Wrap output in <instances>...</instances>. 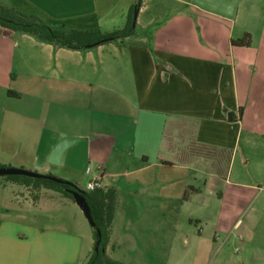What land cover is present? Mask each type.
I'll list each match as a JSON object with an SVG mask.
<instances>
[{
    "label": "crops",
    "instance_id": "obj_1",
    "mask_svg": "<svg viewBox=\"0 0 264 264\" xmlns=\"http://www.w3.org/2000/svg\"><path fill=\"white\" fill-rule=\"evenodd\" d=\"M17 1L108 33L130 23L137 0ZM246 33L249 46L232 44ZM0 101V165L116 189L111 257L112 243H142L145 217L174 208L198 224L184 241L219 243L214 256L241 244L215 264H264V0H144L133 35L88 50L0 34ZM64 139L76 141L53 163ZM1 199L0 264H86L93 229L75 201L6 176ZM30 204L71 206L76 221L40 226L23 214Z\"/></svg>",
    "mask_w": 264,
    "mask_h": 264
},
{
    "label": "trees",
    "instance_id": "obj_2",
    "mask_svg": "<svg viewBox=\"0 0 264 264\" xmlns=\"http://www.w3.org/2000/svg\"><path fill=\"white\" fill-rule=\"evenodd\" d=\"M143 1L144 0H137L132 7L130 23L127 26L109 33H102L98 29L68 28L63 24L49 22L40 15L23 11L12 5L0 3V34H28L34 36L39 41L54 44L58 47H66L74 50H88L110 42H121L125 38L133 35L135 33V27L132 25L133 13L135 9L139 10ZM231 42L233 45L249 46L251 44V34L246 33L241 38L232 39ZM9 94L16 93L9 91ZM241 113L242 109H240V114ZM229 117L232 118V115L230 114ZM1 166L2 165H0V167ZM6 177L23 181L26 184H32L38 188L45 187L59 191L73 200L74 197L70 190L78 189L82 191L91 207L92 215L96 223V225L92 227L94 249L86 264H125L123 261L111 257L107 252L111 226L116 209L115 188H97L93 191H87L80 188L77 184L60 177L61 182L21 175H6ZM194 190V188L190 187L188 191H186L184 198H187ZM97 242H99V246L96 249L95 246Z\"/></svg>",
    "mask_w": 264,
    "mask_h": 264
},
{
    "label": "rangeland",
    "instance_id": "obj_3",
    "mask_svg": "<svg viewBox=\"0 0 264 264\" xmlns=\"http://www.w3.org/2000/svg\"><path fill=\"white\" fill-rule=\"evenodd\" d=\"M0 3L6 5L12 3L15 4V6H18V9L29 13L41 15V12L37 9L35 10L30 7L27 8L28 6H24L21 2L17 0H0ZM109 9L111 10L112 8H107V10ZM108 17H112L110 19L116 18L114 14H108ZM45 20L49 21L48 19ZM119 26L120 25L117 21H114L113 23L109 22V25L108 23L104 24V28H109V30H111L109 32L121 29ZM0 103L2 104V101H0ZM81 187H84V190H86V185L84 186L83 184L81 185ZM42 188L45 187H40L39 189ZM31 191L32 192L28 193V196L32 200H35L36 197L34 196V194L37 193L39 190L33 188V190ZM47 193L48 192H45V195H41L44 199V202H53L50 198H52L53 200H55L56 198L49 196ZM41 196L39 194V197ZM69 199H71V201H74L70 197ZM3 201L1 199L0 204L5 203ZM13 207H15V205ZM23 212V214H26L29 219H32L33 221L37 222V224H39L40 226L46 225L53 227L61 226V224H63L67 228H69V224L70 226H72L73 224H71V222L73 223L74 221H76V215L72 210L71 206L56 205L46 207L44 205L33 206L30 204L24 206ZM82 215L84 219H87L85 218L86 216L83 213ZM166 217V220L161 222L157 221L153 216L149 218L145 217V225L143 227H145L146 229L141 228L143 232L145 231L143 233L144 237L141 238L142 243H133L132 240L129 239H124L123 243H112L115 248L114 251H111L112 256L119 258L126 264H213V262L215 264V262H217L223 256L224 259H232L241 256L243 252V248L240 243H227L224 255L214 256V250L219 243H191L192 241H184V237L182 236L183 233V235L187 233L190 237L193 238L197 236L196 226H198V224L196 222H193L191 223L193 227H189L188 218L190 216L187 215V212H179L178 209L171 208L167 213ZM162 227L164 231L162 230ZM194 227L196 230H194ZM160 228L162 233L160 231L159 235L158 230ZM212 232L213 231L210 230L208 234H210L211 236ZM154 240H158L159 242L156 241V243H153ZM259 243L264 246V239L261 238L257 240V244ZM86 248H88V245L86 246ZM93 249L94 243L91 246L89 253L90 255ZM198 250L201 251L202 256L199 261L197 259L195 260V254H197Z\"/></svg>",
    "mask_w": 264,
    "mask_h": 264
},
{
    "label": "water",
    "instance_id": "obj_4",
    "mask_svg": "<svg viewBox=\"0 0 264 264\" xmlns=\"http://www.w3.org/2000/svg\"><path fill=\"white\" fill-rule=\"evenodd\" d=\"M137 17H138V10H134V15H133V22L132 25L133 27L136 26L137 22ZM76 141V139H64L58 145L54 148V151L50 157V161L53 163H61L62 158L64 155V152L66 149ZM6 175H21V176H28L32 178H45V179H50L56 182H61V179L58 176L55 175H50V174H44L40 173L37 171L33 170H28L25 168H20V167H8V166H1L0 167V176H6ZM70 192L73 194L74 200L76 204L80 207V209L83 211L84 215L86 216L88 222L92 227L96 225L91 207L87 201L86 196L82 193L80 190H70ZM100 233V231H99ZM99 246V242L96 243V249Z\"/></svg>",
    "mask_w": 264,
    "mask_h": 264
},
{
    "label": "built area",
    "instance_id": "obj_5",
    "mask_svg": "<svg viewBox=\"0 0 264 264\" xmlns=\"http://www.w3.org/2000/svg\"><path fill=\"white\" fill-rule=\"evenodd\" d=\"M90 170H91V167L89 166V167H87L86 172L89 173ZM97 188H102L99 179H96V180H90V181H88L87 184H86V190H87V191H93V190H95V189H97ZM259 190H260V191H263V194H264V186L259 187Z\"/></svg>",
    "mask_w": 264,
    "mask_h": 264
}]
</instances>
